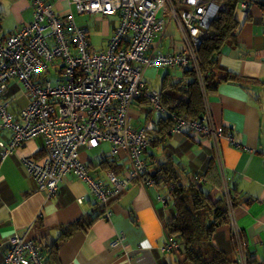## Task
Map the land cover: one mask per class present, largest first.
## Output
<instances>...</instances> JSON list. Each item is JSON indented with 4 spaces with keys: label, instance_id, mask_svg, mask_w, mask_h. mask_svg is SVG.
Listing matches in <instances>:
<instances>
[{
    "label": "crops",
    "instance_id": "crops-1",
    "mask_svg": "<svg viewBox=\"0 0 264 264\" xmlns=\"http://www.w3.org/2000/svg\"><path fill=\"white\" fill-rule=\"evenodd\" d=\"M46 1L56 14L64 19L71 16L75 25L86 31L91 49L107 47L119 23L118 16L78 15L69 0ZM240 11L243 15L237 17L240 27L236 43L223 48L218 62L242 81L222 83L205 99L217 128L223 134H231L235 142L231 144L225 137L219 140L222 171L217 163L216 166L223 193L226 190L235 199L233 208L245 243L247 262L264 264V11L258 0ZM32 15L30 0H0V39L29 23ZM153 46L163 53L181 49L174 24L154 38ZM45 77L48 79L47 75ZM143 81L146 88L159 92L161 101L169 107L178 99H186L184 91L176 88L181 82L189 81L182 69L148 68ZM27 100L22 84L11 81L3 98L10 111L18 114ZM157 112L143 97L135 100L130 109L131 124L136 130L146 125L150 127L147 137L154 145L149 143L142 155L148 175L153 173L155 162L167 154L196 172L205 160L214 158L213 144L205 136L189 130L171 134L169 129L166 132L155 129L157 121L168 116L169 109L159 112L163 117ZM8 140L9 132L0 128V142ZM43 148L42 138H32L0 162V264L14 235L34 240L45 253L46 246L56 241L58 247L52 255L43 253L45 264H184L183 256L161 252L168 238L164 220L171 216L169 207L157 202L158 194H166L162 185L144 188L134 180L120 195L102 204L86 183L66 176L57 194L47 199L22 164L23 158L41 162ZM109 149L108 144L80 149L79 159L87 164L92 177L104 178L109 170L102 168L104 160H114L121 166L118 177L126 174L125 153L112 157ZM212 194L216 195L217 190ZM107 212L109 218L104 217ZM87 214L95 216L89 228L57 241L62 226ZM222 227L224 225L217 230L214 242L226 250L230 260L236 261L230 225ZM119 235L124 236V246L112 247V241Z\"/></svg>",
    "mask_w": 264,
    "mask_h": 264
},
{
    "label": "built area",
    "instance_id": "built-area-1",
    "mask_svg": "<svg viewBox=\"0 0 264 264\" xmlns=\"http://www.w3.org/2000/svg\"><path fill=\"white\" fill-rule=\"evenodd\" d=\"M69 2L78 15L118 16L119 23L107 47L94 50L86 31L77 27L71 16L62 18L46 0H30L32 20L0 39V128L9 132V141L0 142V162L25 141L40 137L43 160L23 158L22 164L45 197L53 198L63 178L71 176L86 183L98 202L107 204L134 180L144 188L156 186L154 178L146 174L142 158L149 143L150 127L136 130L130 117L137 97L146 98L154 110L166 112L160 93L146 88L145 70L194 68L198 73L197 49L201 39L218 12L228 11V7L215 0ZM255 2L240 0L239 7L246 10ZM170 24L179 32L181 49L163 53L153 46V40ZM50 67L54 69L55 84L45 77ZM198 78L203 96L202 114L193 120L169 112L174 122L171 132L182 134L189 130L209 138L215 162L222 171L218 142L223 137L231 144L235 142L231 134H223L217 128L199 73ZM13 80L22 84L28 99L18 114L11 112L3 101ZM102 144L110 146L112 157L125 153L128 159L125 175L118 177L110 169L102 179L90 175L87 164L79 159V151ZM224 195L233 253L237 264H248L232 200L226 190ZM157 202L167 206L164 195L158 194ZM104 217L109 218L110 213ZM111 246L123 247L124 236L115 238ZM178 247L174 239L167 238L161 252L177 253ZM1 264H44V259L34 240L14 235Z\"/></svg>",
    "mask_w": 264,
    "mask_h": 264
},
{
    "label": "trees",
    "instance_id": "trees-1",
    "mask_svg": "<svg viewBox=\"0 0 264 264\" xmlns=\"http://www.w3.org/2000/svg\"><path fill=\"white\" fill-rule=\"evenodd\" d=\"M215 1L228 7V11L218 12L197 49L198 73L201 76L206 95L215 92L222 83L238 84L242 81L240 77L225 71L218 62L223 48L236 43L240 27L236 11L240 10V0ZM258 1L264 11V0ZM183 71L189 81L181 82L176 85V88L184 91L186 99H178L171 107L162 101L161 103L166 110L169 109V112L197 120L203 112V96L198 73L194 68H187ZM139 98L141 97H137L135 100ZM173 126L174 122L168 114L165 118L157 121L155 129L158 128L159 131L166 132L167 129L171 131ZM171 134L173 133L171 132ZM156 142L158 141L156 140ZM165 142L164 140V149ZM149 143L154 145L153 141H149ZM151 157L153 158L154 155ZM156 163L158 166L156 165L150 176L154 178L156 186L164 187L165 200L171 211V216L164 220V231L168 238H172L178 243L177 254L184 257V264H237L236 261L228 258L226 250L218 247L214 242L217 230L228 223V213L218 168L213 156L205 160L199 172L176 161L171 154H167L164 159H159ZM101 165L103 169H111L116 175L120 173L121 166H117L114 160H104ZM216 190L217 194L213 196L212 192ZM229 196L234 207V196L233 194H229ZM94 219L95 216L87 214L62 226L57 241H64L77 231L89 228ZM57 247L55 241L46 246L48 251L45 253L39 246L42 256L43 253L44 256L45 254L52 255Z\"/></svg>",
    "mask_w": 264,
    "mask_h": 264
},
{
    "label": "rangeland",
    "instance_id": "rangeland-1",
    "mask_svg": "<svg viewBox=\"0 0 264 264\" xmlns=\"http://www.w3.org/2000/svg\"><path fill=\"white\" fill-rule=\"evenodd\" d=\"M243 15V13L239 10V9H237V11H236V17H241ZM177 35V34H176ZM178 36V35H177ZM51 73H53L54 74V69L52 68V67H50L49 68V71L47 72V77H48V79L51 81V83L52 84H55V82H56V80H55V75L54 76H52V74ZM153 109V108H152ZM154 110V109H153ZM154 111H158V110H154ZM159 112L160 111H158L157 112V114H159ZM162 113V112H161ZM157 114H156V117H157ZM159 116L160 117H163V116H161V114H159ZM222 228H225V225H224V227H222Z\"/></svg>",
    "mask_w": 264,
    "mask_h": 264
}]
</instances>
